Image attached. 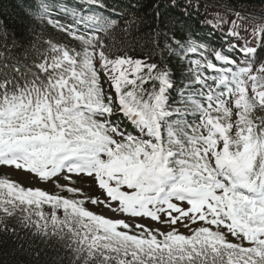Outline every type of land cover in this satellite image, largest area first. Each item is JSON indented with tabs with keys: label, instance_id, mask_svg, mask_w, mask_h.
<instances>
[{
	"label": "snow or ice",
	"instance_id": "6c2138e0",
	"mask_svg": "<svg viewBox=\"0 0 264 264\" xmlns=\"http://www.w3.org/2000/svg\"><path fill=\"white\" fill-rule=\"evenodd\" d=\"M243 4L208 26L222 44L161 20L142 57L108 0H28L25 39L0 24V168L59 190L0 176V235L66 264H264V59L241 42L264 49V13Z\"/></svg>",
	"mask_w": 264,
	"mask_h": 264
},
{
	"label": "trees",
	"instance_id": "16d2710c",
	"mask_svg": "<svg viewBox=\"0 0 264 264\" xmlns=\"http://www.w3.org/2000/svg\"><path fill=\"white\" fill-rule=\"evenodd\" d=\"M112 1L117 3L116 0ZM27 2L28 0H0V24L7 26L10 38L15 35L17 39H25L28 37V28L36 27L26 15ZM230 3L231 0H124L118 9L125 14L121 27L127 24L130 33L125 37L128 41V54L134 57L147 55L151 50L149 34L161 20H179V28L185 32H193L195 28L201 31L210 22L209 17L212 18L214 13L221 12ZM188 4L194 7L182 16L181 6ZM243 6L257 16L264 13L262 0H244ZM117 31L119 33V29ZM51 34L52 31H45L46 36ZM259 58L264 59V49L259 50ZM173 71L179 72L175 65ZM45 211L48 212L49 209L45 207ZM20 242L14 243L11 238L0 235V264H66L55 244L23 236L26 251L22 252L18 247ZM37 251L40 252L38 259L33 256Z\"/></svg>",
	"mask_w": 264,
	"mask_h": 264
},
{
	"label": "rangeland",
	"instance_id": "374dc122",
	"mask_svg": "<svg viewBox=\"0 0 264 264\" xmlns=\"http://www.w3.org/2000/svg\"><path fill=\"white\" fill-rule=\"evenodd\" d=\"M0 171L1 172H4V173H6V172L9 173L13 179H15V180L19 181L20 183H22L24 185H27V186L40 187L43 190L44 189L51 190V186H53L51 182H47V183L46 182H41L38 179H36L34 181V180H31L29 178V176H27V177L31 181L30 180H21V179H25L22 176H20V175L23 174L21 172H13L11 170H6V169H1ZM13 173L15 175H13ZM19 178H21V179H19ZM27 181H29V182H27ZM61 182L63 183V181H61ZM76 186L79 187V188H81L84 191V193H87L89 195H92V196H102V193L98 190V188L96 187V185L94 183H92L88 179L81 180ZM88 207L90 209L94 210V211L100 212L102 215H104L106 217H110V218H113V219L121 218L119 214H114L109 209L104 208L102 206H93V205L89 204ZM143 222L146 223V224H148L150 227H158L162 231L169 230V226L168 225H158L155 222H151V221H148V220H145ZM177 227L179 228V230L181 232H183L185 234H188L189 233V229L188 228H185L182 224H178ZM192 227H195V225H193Z\"/></svg>",
	"mask_w": 264,
	"mask_h": 264
}]
</instances>
